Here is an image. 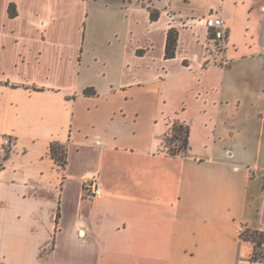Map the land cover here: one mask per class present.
Masks as SVG:
<instances>
[{
  "label": "crops",
  "instance_id": "0c3cea01",
  "mask_svg": "<svg viewBox=\"0 0 264 264\" xmlns=\"http://www.w3.org/2000/svg\"><path fill=\"white\" fill-rule=\"evenodd\" d=\"M86 1L0 0V139L10 138L0 152V264H264L240 237L264 230V177L250 175L258 165L221 143L217 122L212 143L194 130L210 107L248 102L250 141L264 150V0L101 3L121 26L96 78ZM210 15L225 20V48L209 36ZM171 28L178 44L167 58ZM171 78L187 95L182 113L162 99ZM175 121L190 127L181 155L163 146ZM53 143L66 147L65 166ZM92 175L103 194L89 199Z\"/></svg>",
  "mask_w": 264,
  "mask_h": 264
},
{
  "label": "rangeland",
  "instance_id": "374dc122",
  "mask_svg": "<svg viewBox=\"0 0 264 264\" xmlns=\"http://www.w3.org/2000/svg\"><path fill=\"white\" fill-rule=\"evenodd\" d=\"M110 1L115 2L116 0L86 1L87 10L89 12L87 33L92 35L90 37L88 47L90 46L91 49H98V52L101 55V60L94 62L91 59L93 66H95L92 68L93 73L91 74L94 78L106 69L103 64V59L109 49L108 41L110 39L108 37L110 31H112L113 27H118L119 29L121 26L119 20L115 23L111 20L113 16L111 10H106L101 4H105ZM85 26L86 25H83L84 30ZM209 36L212 37L211 32ZM95 69L100 73H98ZM173 79L174 78H171L164 83L162 88V99L167 101L166 108L169 112H173L177 108L182 113V109H184L186 104L185 101L187 95L184 92V88L180 87V83L175 82ZM244 90L247 91V88ZM219 107L220 109L218 110L217 108ZM219 107L218 105L213 108L210 107L206 113H203L202 117L198 114V116L202 119V122L200 121V118L199 120L197 118L195 119L196 122L194 124V130L197 142L212 143L215 141L217 136L214 134L215 127L213 122H217L218 133H221L222 135L221 143L226 145V148H229L231 152L234 151L235 157H243L247 160V162H250L251 165H258L259 169L256 171L253 169L250 171V175L252 178H256L257 181L260 182L264 177V150L259 153L256 145L254 146V143L250 141V134L248 130L252 127V121L249 119L252 108L251 103H246L244 101L241 103L237 101H225ZM205 124L208 125L206 126ZM203 138L205 139L203 140ZM239 161L242 162L241 159ZM245 166L247 167L248 165Z\"/></svg>",
  "mask_w": 264,
  "mask_h": 264
},
{
  "label": "trees",
  "instance_id": "16d2710c",
  "mask_svg": "<svg viewBox=\"0 0 264 264\" xmlns=\"http://www.w3.org/2000/svg\"><path fill=\"white\" fill-rule=\"evenodd\" d=\"M9 13L11 16L18 14L15 4H11L9 7ZM159 16L158 11L152 12V19H157ZM178 44V31L175 28H171L168 31L167 45H166V57L173 58L176 54V48ZM84 94L92 95L96 94L93 87L86 88ZM190 127L189 125L175 121L169 132L166 133L163 141L165 150L171 155H181L188 151L190 147L189 143ZM51 155L56 161L65 166L67 163V149L64 145L59 143H53L50 148ZM240 237L243 241L252 243L253 250L250 254L251 261H264V230L252 227H245Z\"/></svg>",
  "mask_w": 264,
  "mask_h": 264
},
{
  "label": "built area",
  "instance_id": "2783aa9c",
  "mask_svg": "<svg viewBox=\"0 0 264 264\" xmlns=\"http://www.w3.org/2000/svg\"><path fill=\"white\" fill-rule=\"evenodd\" d=\"M207 26L212 33L213 39L217 41L222 48L227 45V29L225 26V20L219 15H210L206 18ZM227 63V60H224ZM10 144V138L4 136L0 139V152L2 154L7 153L8 146ZM84 197L94 199L100 197L103 194L99 177L92 175L85 180Z\"/></svg>",
  "mask_w": 264,
  "mask_h": 264
}]
</instances>
